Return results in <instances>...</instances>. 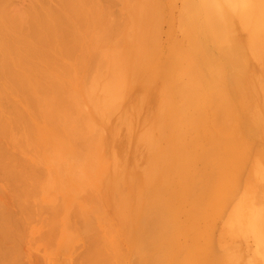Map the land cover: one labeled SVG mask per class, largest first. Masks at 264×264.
I'll use <instances>...</instances> for the list:
<instances>
[{
  "label": "rangeland",
  "instance_id": "374dc122",
  "mask_svg": "<svg viewBox=\"0 0 264 264\" xmlns=\"http://www.w3.org/2000/svg\"><path fill=\"white\" fill-rule=\"evenodd\" d=\"M9 1L7 0V9L11 8L12 10V7H14V9L18 7V10H25L32 2L34 4L35 0H12L14 3L13 5H11L12 2ZM49 1L52 3V0ZM49 1L47 0L48 5ZM94 1L99 7L104 3L102 0ZM131 1L132 0H113L112 3L114 2V4H109L108 11L111 17L108 16L109 19L107 18V20H114L118 14H120V18L123 14V18L118 19L117 24L115 23L117 25V28H115L118 31V27L122 25V22L126 21L125 18L129 15V21H131L130 15H133L131 21L133 23L129 22V25L132 24L131 30L134 31V33H132L130 29H127L128 22H126L125 25L123 23L120 27V29H123L121 30L122 35L119 30L120 35L117 34L118 32H115L116 35H119L116 36L118 38L115 39V36H112L114 38L111 37L107 40L109 44L107 41L104 42L105 44L107 43L108 49L103 43L102 45L104 47H102V45H100L101 41L98 39L100 35L99 32H101L102 29L98 31H94L91 28L86 30V27L82 26L83 30L79 29L81 32H77L78 35H83L80 38L81 41L83 39V43H80L81 50L88 52L93 50L94 52L97 51V53H100L102 48L101 55H103L106 50L105 55L107 59L110 58L109 55L112 56L110 58L111 60H108L110 63L112 61L114 63L111 64L109 68L103 70L102 68L104 66H101V77L99 75V77L97 76L94 78L95 81L93 80L89 83L88 79L90 78L87 76L88 74H86V67H88L87 61L82 62V64L80 62L81 60L77 62V54L71 58L72 60L69 59L70 61H67L68 59L63 60L61 57L58 58L61 60H59L60 63L65 64L67 62L66 64L68 65L61 64V67L51 69V71L49 70V74H53L55 79L66 85L68 83V85L65 86L67 91H69V104H71L69 113L74 111V115L70 114V116L73 115L71 120L75 118L81 120L82 124H78L77 127L81 130H85L89 135L81 149L76 147L77 142L80 141L78 136L73 133L74 136L71 135V133H67L68 130L63 124L60 127L62 130L59 129L61 131H56L55 127L51 125V121L48 122L44 120L45 117L43 113L39 112L40 115H43V117L42 115L39 117V114L28 105L26 106L30 109L23 105L27 104V101L25 100L26 103H22L24 100H21L22 97L20 99V95L19 98L17 97L18 94L11 98V101L14 100L12 103H15L16 107H21L22 113L24 112V122L27 120L25 125H29L28 127H30L25 129L26 126L22 123L24 128L20 126L19 130H27L29 137H32L31 142L27 141L31 147H24L27 143L24 139L25 142L23 141L21 143V145L24 143V146L18 148V145L15 149L13 141L9 139L5 140V137L0 138V143L2 142V144H0V151H5V157L7 156L5 160V164H7L6 173L9 175V172H15L22 175V177L18 178V185H12L10 180L6 177V174L0 177V207L2 210L9 213L12 212L10 214L15 221H19V223L16 222L17 225L14 224V239H16L13 241V246L16 251L14 253L17 254L18 263L80 264L93 255L103 257V254L116 255L117 257L120 255L123 258L124 255L122 254L124 250L125 254L128 248H126L128 245L125 240L126 238L124 236L122 237L124 234H122V232L126 233L123 224L124 221L134 218V220L137 219V223H140L142 220L141 217L145 216V220L149 223V237L154 234L160 239L155 246H153L149 240L147 243L149 245L148 254L150 258L154 257L156 261H158L156 256H161L163 252L166 251V248H172L174 252L172 263L170 260L168 261L169 257L166 258V261H168L167 264H173L175 257L182 253L179 247L185 245L196 248L198 241L205 237L206 232L204 230H210V232L213 233L214 224H216L219 227V229H216L219 230L218 235H220V237L230 238L228 240L233 239L232 241H228L227 238H222L223 241L221 242L222 244H219L220 247L228 249L229 253L234 255V258L239 257L242 264H246L247 262L255 264L253 261L255 262L256 258L262 260L263 262L261 264H264V237L261 238V243L260 234H258V231L264 230V167L257 168L253 164L255 155L248 147L250 143L249 140L252 136L248 130L246 131L244 123L238 126L236 122L237 118V121L240 120L239 117H241L243 113V100L239 89L230 80L229 67L227 66L229 65L233 72L237 70L241 76L253 74L252 83L247 85V89L251 90L252 87L257 89V79L261 77L259 76V64L256 61L253 62V57H249L251 53L249 54L247 42L248 38L251 36L249 34L250 31L246 29V31H243L241 29L243 27L240 21L236 19V15H229L221 0H217L220 7H223V11L221 12L219 9L220 7L217 5L219 7V12L223 13V16L225 14L224 17H221L222 19L224 18L223 20L225 22L223 21V23H225V25L222 24V19L219 14L217 17L219 16L218 18H220L221 21L217 18L215 23H219L220 27L218 28L217 25L215 26L218 30L220 29V31L223 29L226 36L232 39V47L234 46L237 48L235 51L238 52V57H235L234 60L239 64L234 63L239 65L238 67L240 68L235 69L237 66L234 64V66H236L234 68L230 65L227 59L220 55L219 49L214 48L213 45L203 37L202 32L205 25L202 24L201 19H198V14H196L194 18L185 15L182 0H148L150 3H146V0L145 2L144 0H134L135 3L137 2L136 4ZM43 2L47 3L44 0ZM55 2H57V0ZM140 2L141 4H139ZM157 2H159L161 8H159V6L157 7ZM9 3L11 5L10 7ZM38 3L41 4L40 1ZM54 3L51 5H54ZM105 4L108 6V3ZM142 4L146 7H143ZM154 4L155 6H153ZM150 5L153 7L150 8ZM112 6L114 7L111 9ZM155 7L157 10H155ZM114 8L117 11L113 10ZM137 8L141 9V12H136ZM144 8L148 9L146 10ZM144 10H146V12ZM111 11L112 13L114 11L117 13H114L116 15L115 17ZM154 11L158 12L154 13ZM21 12L22 11H20V13ZM144 13L146 14L144 15ZM148 14L152 16L148 17ZM155 14L157 17H155L156 19L153 17ZM143 16H146L145 18L147 19L149 18V21L144 19ZM151 17L153 21L154 19L157 20V25L155 22H153L154 24L151 22ZM121 19H124V21L122 20L121 24L118 26V22L119 20L121 21ZM158 19L161 22L158 21ZM139 20H141L140 24L138 23ZM178 20H181V26H179L180 21L178 23ZM114 21H116V19ZM146 22L149 23L147 24L149 28L146 26L148 29L146 30L147 32H144L143 29H146L144 26ZM154 26H157L156 29ZM128 28L130 27L128 26ZM151 28H154V30L152 29L153 31H149ZM224 28H226V30ZM92 31H94L95 35H93L94 33ZM126 32H131L133 36L131 33L127 34ZM144 33H154L153 36L155 37L145 35V38ZM247 34L250 36L246 37ZM127 35L136 39V42L133 40V42L137 44L133 43L136 47L134 48V45L131 48L135 50L139 47L137 50L139 52H137V54L135 53V55L133 54L134 52L130 53V51H132L130 49L132 45L130 42L132 40L128 38L129 36L127 38L130 40L126 39ZM121 36L122 39L120 40L119 38ZM142 37H144L143 40H147V43L144 41L146 44L143 42ZM111 39H113V41H111ZM245 40L247 42H245ZM115 43L118 47L121 45V48L118 50L114 49L116 46H114ZM143 43L145 49H143ZM222 43L219 44V47L225 50L227 44ZM117 46L116 48H118ZM98 49H100V51ZM198 49L200 50L198 51ZM114 53L118 54V57H115ZM132 55H134V57ZM239 57H241V59ZM115 58H117L116 60L119 64L115 62ZM205 58L209 59V61L204 62L203 59ZM242 58L245 59L246 62ZM127 59H129V61ZM109 62H106V65ZM79 63L81 65H79ZM114 64L115 66L112 68ZM207 64L209 66L211 64L218 69L220 72L219 80L214 79L213 71L209 69L211 66L208 67ZM246 65L249 68H246L248 70L245 69ZM68 66H70V68ZM241 66H243V68ZM59 68L65 69V72L69 69L67 73L68 76L71 75V78L67 77V73L63 74L64 71L62 74H59L61 70L56 73L55 70ZM70 70H73L72 74H69ZM60 75L63 77L66 75V78ZM110 75L112 78H110ZM107 80L109 81L107 82ZM92 85H94V87ZM183 87H188V92L182 91ZM189 88L191 89L189 90ZM119 90L120 92H117ZM84 91H86V93H84ZM13 95L15 94L13 93ZM104 96H106V98H104ZM217 96L226 97L229 105L233 108V126L229 129L226 128L223 123L220 110L214 108L218 106L215 102ZM102 98H104V100ZM263 106L264 104H261L262 113L264 114ZM49 107V105H46L45 108L49 109ZM72 107H76L77 109L75 108V110ZM19 130H13V140L15 132H18L16 133V135L18 134L17 136L21 135L22 137L23 132L20 133ZM1 139L4 140L5 144ZM9 142L14 145L12 149L9 147L11 146ZM4 145L8 147V149ZM222 145L224 147L235 145L237 154L248 161L247 166L244 168H248V166L251 165L249 171H252V173L247 176L246 183H244L248 188V192L246 196H242L239 207L230 221L226 222L225 225H223L225 222H222V224L219 219L218 221L217 219H198L196 214L194 217L189 213L191 209L186 207L184 203L182 204L183 201L181 202L180 200V198L184 197L187 191H189V180H191L192 177L198 178L201 174L206 173V160L212 157V155L214 156L216 153H219L222 150ZM39 148L40 150L38 151ZM10 149L11 151L14 150L11 152ZM33 149L34 151L36 150L35 153ZM13 155L15 157H13ZM203 168L205 170H203ZM126 174L129 175L126 176ZM131 174H133V177ZM100 176H103V179H100ZM131 178L132 180H130ZM98 179L100 181L98 182L100 186H97L96 183ZM111 180L113 181L112 185L109 184ZM237 180L238 184H241L240 176L237 177ZM63 183L65 184L63 185ZM77 184L84 186H79L78 188ZM90 184H92V188H90L91 186L89 187ZM113 185H115V187ZM110 187L112 189H109ZM63 189L64 192H62ZM79 189H81V191H79ZM13 192L14 194H12ZM11 194L14 197H12ZM15 195H17V198ZM1 197L6 198V200ZM136 200L140 202V204ZM17 201L19 204H16ZM54 203L56 204L53 205ZM16 205H18V207ZM132 205H134V207ZM165 205L177 207V210L172 214L171 218H169L166 213ZM187 208L189 212L186 211ZM19 211H22L21 213L24 214L23 217H20L21 214L18 215L20 213ZM123 211L125 213H123ZM128 213L132 215V218ZM16 215H18V218ZM50 215H54V219ZM191 217H194L195 220ZM43 219L44 221L42 223L41 220ZM45 220H48L50 223L45 224ZM36 221L38 222L36 223ZM33 222L35 224H33ZM243 222L245 225L244 230L242 228ZM53 223L55 224L52 225ZM25 224L29 226L26 227ZM42 224L44 226H42ZM192 226L197 231L189 232L188 229ZM23 227H25V229H23ZM43 227L45 230H48L45 231ZM50 227L51 229L53 228L52 231ZM222 230L223 232H221ZM224 233L228 236L224 235ZM113 235L117 238L115 236L113 237ZM200 236L202 237L198 238ZM223 242L227 244V247H225ZM87 244L90 248L87 247ZM122 245L124 247H122ZM114 247L116 249L115 252L113 250ZM117 249L118 252H116ZM77 251L80 252L78 253ZM193 258L195 257L193 256ZM156 261H152L153 264H155ZM159 263H161V260Z\"/></svg>",
  "mask_w": 264,
  "mask_h": 264
},
{
  "label": "bare ground",
  "instance_id": "6f19581e",
  "mask_svg": "<svg viewBox=\"0 0 264 264\" xmlns=\"http://www.w3.org/2000/svg\"><path fill=\"white\" fill-rule=\"evenodd\" d=\"M39 1L41 2V4L38 3ZM39 1L35 0L34 4L32 2V4L28 8H26L25 10L24 9L18 10L19 9L18 7H17V9H14V7H12V10H11V8L7 9V0H0V138L5 137V140L9 139L10 141H13V144L15 146L10 142H9L10 144L8 143L9 145L12 146V147L9 146L11 149L13 148V146H14V149L17 148L18 145H19L18 148H20V146H24V143L21 145V143L24 141V139L26 142L32 141V137L31 136L29 137L28 131L25 130L26 128H30V127H28L29 125L28 126L25 125V122L27 120L24 122V120H25V118L23 116L24 112L22 113L21 107H16L15 103H12L14 100L11 101V98L16 96V94H18V96H17L18 98L20 95V99L22 97V99H21L22 101L23 100L27 101V104H23V105H25V106L28 105L31 109H33L35 112H37L39 114V117L42 115V114L40 115L39 112L43 113L44 117H45L44 120H47L48 122L51 121L52 122L51 125L55 127L56 131L61 129L60 127L63 124L66 127V129L68 130L67 133H71V135L76 134L78 136V139L80 140L79 142H77L76 147L78 149H81L89 135L87 134V132L85 130H81L80 128L77 127L78 124H80L82 122L81 120H77L76 118L72 119L74 121L71 120L72 116L74 115L73 114L74 111H71V113H69V107H71V104H69L70 103L69 91H67V89H66V86L68 85V83L66 85L65 83H62L61 81H58L57 79H55L53 77V74L52 75L49 74L50 73L49 70L51 71V69L61 67L62 65H65L67 63V62L65 64L60 63L61 60L58 58L61 57L63 60L68 59L67 61H70L69 59H71L74 55L76 56V54H77V62L81 60L80 62L82 64V62L87 61L86 63L88 64V67H86L87 73L86 72L85 73L88 74L87 76H89V78H90V79H88L89 83H91L95 77H97V76L99 77V75L101 77L102 76V74H101L102 73V71H101L102 67L101 66L102 65L104 66L102 68L103 70H106L107 68H109L110 65L114 63L113 61L110 63L108 60L112 56L109 55L110 58L107 59V56L105 55V51H106L105 48H104V50H105L104 54L101 55L100 54L102 51L101 47H100L101 51H100V49H98L100 51V53L99 52L97 53V51L94 52L93 50L90 52L81 50L80 49V43H83L82 42L83 39L81 41L80 38L83 35H78L77 32L79 31V29H82V26L83 27L85 26L86 30H89L90 28L94 31H98V30L102 29V31L99 32L101 37H100V35L98 37V39L101 41L100 45H102V43L105 44L104 42L109 40L112 36H115V39L118 38L116 36H119L122 33L121 30H123V29L122 28L120 29V27L123 25V23L125 25V23L128 22L127 24L130 28H128V26H127V29L131 30L132 29L131 23H133L131 21H132L133 15L132 16L130 15L131 21H129V19H130L128 17L129 15L127 16L128 19L124 17L126 19V21H124V19H121V21L119 20L118 26H119V24H121L122 20L124 22H122V25H120L118 27V31H117V29H116L117 28L116 27L117 26L116 25L117 20L120 18H123L122 17L123 14L119 18L120 14H118V16H116L115 14H117V13H115V11L112 13V11H111L113 16L114 17L116 16V18L113 17L114 20L116 19V21H114V20L108 21L107 20L108 16L111 15L110 12L108 11V7H109V4L111 5L113 0H102V1H104V3H102L100 5V7H99V5H97V3L94 0H57V2H55L56 0H54L55 3L52 0V3H54V5H51L52 3L49 0H48L49 5H48L47 0H44L47 3L43 2V0H39ZM150 1L146 0V3H148V2L150 3ZM155 1H159V0H155ZM9 2H12L11 5L14 4L12 0H10ZM131 2L133 3L134 0H132ZM131 2L130 3L128 2V3L132 4ZM144 2H145V0H144ZM221 2L226 7V11L228 12L229 15H231V14L233 16L236 15V19H238L240 21V23L243 27L241 29L243 31H246V30L250 31L249 34L251 36L248 34L246 35V37L250 36V38H248V42L245 40V42H247V46H248L247 48H248L249 54L251 53V55H252V56L249 55V57H253L252 58V60L254 59L253 62L256 61L259 64V73H260L259 76L261 78L257 79V89L255 87H252L251 90L247 89V87H248L247 85L249 83H252V79H253L252 75L253 74L247 75L245 73L246 75L241 76L237 70L233 72L231 70V67L229 65H227V66L229 67L230 80L239 89V92H240V94L242 96V100H243V107H242L243 113H242V116L239 117L240 120L237 121V119H238L237 118L236 122H237L238 126L242 125L244 123L246 126V131L248 130L250 135L252 136V138L249 140L250 143H249L248 147L250 150L253 151V153L255 155V157L253 158V162H254L253 164L257 168L258 167L262 168V166L264 167V114L262 113V109H261V104H264V84H263L264 83V81H263L264 80V78H263L264 77V0H221ZM105 3H108V6ZM157 3H158V5H157V7H158L159 2H157ZM182 3H183L182 6L184 9L185 15L192 16V18H194V17H196V14H198V16H199L198 19H201L202 24L205 25V28L203 29V32H202L203 37L211 45H213L214 48L219 49L220 55L222 57L226 58L230 65H232L234 68L236 66L238 67L239 65H237V64H239V63L235 62V60H234L235 57L236 58L238 57V52L235 51V50H237V48L234 46L232 47V45H231L232 39H230L228 36H226V33L223 29H221V31H220V29L219 30L217 29V27L218 28L220 27L218 21H217L218 24L215 23L219 16H220V18L225 16V14L223 16V13L219 12V9L221 12L223 11V9H222L223 7H220L218 1L217 0H182ZM38 4H40V5H38ZM113 4H114V2L112 3V5ZM139 4H141V2ZM11 5L9 3V7ZM55 5H57V6H55ZM142 5H143V7L145 6L144 4H142ZM212 5L215 7V9ZM153 6H155V4ZM153 6L150 5V8ZM19 7H21V6H19ZM113 7L114 6H112L111 9ZM134 7H135V5H134ZM21 8H24V7H21ZM159 8H161V7L159 6ZM159 8H158V10H159ZM13 9H14V11H13ZM127 9H128V7H127ZM130 9H131V7H130ZM144 9H146V8H144ZM7 10H9V11H7ZM113 10H116V9L114 8ZM146 10H144V11L146 12ZM155 10H157V8ZM20 11H22L21 12L22 14L20 13ZM138 11L141 12V9L137 8L136 12H138ZM15 12L20 13V14H17ZM127 12H128V10H127ZM155 12H158V11H154V13ZM12 13H14V14H12ZM149 13H150V10H149ZM126 14H129V13H126ZM145 14L146 13H144V15ZM152 14H153V12H152ZM139 15H140V13H139ZM217 15H219V16L217 17ZM150 16H152V15L150 14ZM150 16L148 14V17H150ZM145 17L143 16L144 19H147ZM153 17L155 18L156 14ZM220 18H218V19L220 20ZM151 19L150 20L152 23L157 22V20H155V19L153 21L152 17H151ZM223 19H222V24L225 25V23H223V21H224ZM227 19H225V20H227ZM140 21L141 20H139V22H138L139 24H140ZM147 21H149V18L147 19ZM158 21H160V20L158 19ZM179 21H180V25L179 24L178 25L181 26V24H182L181 20H178V23H179ZM129 22H131L130 23L131 25H129ZM139 24H138V27H139ZM147 24H149V23L146 22V24L145 25L143 24V25L145 27L147 26L149 28V26ZM157 24L158 23H156V25ZM215 25H217V27ZM229 25H231V24H229ZM134 26H135V24H134ZM144 26H142V27H144ZM147 27H146V29H143L144 32L148 29ZM154 27L156 29L157 26H154ZM152 29L154 30V28H151V29H149V31H153ZM224 29L226 30V28H224ZM119 30H120V34H119ZM94 31H92V32L94 33ZM79 32H81V31H79ZM115 32L116 33L118 32L117 34H119V35H116ZM130 33L131 32H129L127 34H130ZM132 33H134V31H132ZM93 35H95V33ZM145 35H151V37H155V36H153L154 33L153 34L152 33L151 34L150 33H148V34L144 33V36ZM132 36H133V34H132ZM127 37L132 40L130 42V43H132L131 46L128 43L130 46V49H131L136 44L135 43L136 39L135 38L133 39V37H130V35H127L126 39H128ZM147 37H150V36H147ZM112 38H114V37H112ZM143 38L144 37H142V40H143ZM145 38H146V36H145ZM187 38H188V36H187ZM119 39L121 40L122 36ZM130 39H128V40H130ZM133 40L135 42H133ZM111 41H113V39H111ZM117 41H116V43H117ZM144 41H146V43H147V40L144 39L143 42ZM153 42H154V40H153ZM222 42L224 44H227L226 45L227 48L225 50L223 48L219 47V44ZM116 43L114 44V46L115 45L117 46ZM119 43H121V42H119ZM133 43H135V44L133 45ZM144 43H143L144 48L142 47L143 49H145ZM108 44H109V42H108ZM173 44H174V42H173ZM136 45L134 46V48L136 47ZM83 46H84V44H83ZM107 46L108 45L106 43L105 47H107ZM116 46L114 47V49L118 50L121 48V45L119 47L117 46L118 48H116ZM129 46H128V48H129ZM102 47H104V46L102 45ZM179 47H178V49L180 50ZM84 48H85V46H84ZM111 48H113V47H111ZM138 48L135 49L136 51L134 49L133 50L131 49L132 51H130V49H129V51H130V53L134 52L133 54L135 55V53L137 54V52H139V51H137ZM107 49H108V47H107ZM199 50L200 49H198V51ZM115 52H116V50H115ZM178 54H179V52H178ZM243 54H245V53H243ZM117 55L118 54H115L114 56L118 57ZM134 55H132V56L134 57ZM182 56H183V54H182ZM201 57L203 58L202 55H201ZM239 58L241 59V57H239ZM116 59L117 58H115V62H117ZM245 59H246V57H245ZM245 59H243V60H245ZM127 60L129 61V59H127ZM182 60H184V59H182ZM203 61L204 62L209 61V59L205 58V59H203ZM106 62H109V63L106 65ZM234 62L237 64H235ZM245 62H246V60H245ZM69 63H71V62H69ZM81 64L79 63V65H81ZM234 64L236 66H234ZM66 65H68V64H66ZM114 66H115V64L112 65V68H114ZM207 66L208 67L211 66L209 69L213 71L214 79L219 80L220 72L218 71V69L211 64H210V66L207 64ZM246 66H245V69L248 68V66L247 67ZM65 67H67V66H65ZM68 67L70 68V66H68ZM237 67L235 69L240 68V67H238V68ZM241 67L243 68V66H241ZM248 69H246V70H248ZM59 70H61L60 71L61 73L59 72ZM68 70H67V72H68ZM240 70H242V69H240ZM63 71H64L63 74L67 73V72H65V69L59 68L58 70L57 69L55 70V72L56 73L59 72V74H62ZM72 72H73V70H70L69 74L70 73L72 74ZM86 74H85V77H86ZM256 74H254V75H256ZM66 75H67V77L71 78V75L68 76V73ZM66 75H64L65 78H66ZM73 75H74V73H73ZM50 76H52V77H50ZM61 77H63V76H61ZM110 78H112V76ZM254 80H256V79H254ZM108 81L109 80H107V82ZM89 83H88V85H89ZM92 84H94V83H92ZM243 84H244V87H243ZM92 86L94 87V85H92ZM124 86H126V85H124ZM250 86H252V85H250ZM190 89L191 88H189V90ZM182 91L188 92V87H183ZM117 92H120V90ZM117 92H115V93H117ZM13 93L15 95H13ZM84 93H86V91H84ZM98 94H99V92H98ZM106 94H108V93H106ZM115 97H114V99H115ZM104 98H106V96H104ZM104 98H102V99L104 100ZM112 98H113V96H112ZM13 99H15V98H13ZM119 99H121V98H119ZM24 101L22 103H26V101L25 102ZM107 101H108V99H107ZM118 101H120V100H118ZM215 102L218 106H215L214 108L220 110V114L222 116L223 123L225 124L226 128L229 129L230 127L233 126V119H234L233 108L229 105V102L227 101L226 97L217 96ZM46 105L50 106L49 109L45 108ZM73 105H76V104H73ZM21 106H22V104H21ZM30 108H28V109H30ZM72 108L75 109L76 107H72ZM72 108H71V110H72ZM30 113H31V111H30ZM70 114H73V115L70 116ZM42 117H43V115H42ZM22 123H24V125L26 127L24 130L21 129L22 130L21 131V130H19V127L20 126L23 127ZM48 125H50V124H48ZM13 130H19L20 133L23 132L22 137H21V135L17 136L18 134L16 135V133H18V132H15L14 136L16 138L14 137V140H13L12 139L13 133H14ZM61 130H59V131H61ZM94 133H95V131H94ZM17 138H20V139H17ZM1 140L4 143V140L3 139H1ZM28 143L29 142H27L24 147H27V148L29 146L31 147V145H29ZM0 144H2V142ZM32 147H35V146H32ZM6 148L8 149V147H6ZM35 148H37V147H35ZM11 149H10V151H11ZM221 149L222 150L219 153H216V155H214V156L212 155V157H209L206 160L205 166H206L207 170H206L205 174H201V172H200V174H201V175L199 174L200 177H198V178L192 177L191 180H189L190 181L189 187H188L189 191H187V193L184 195V197H181L180 200H181V202L183 201L182 204L184 203V205H186V207L191 209L190 212H189L188 208L186 211H188L194 217L196 214V217L198 219H208V220L209 219H212V220L217 219V221L219 219L221 221L220 223L225 222L224 224L222 223L223 225H225L226 222L230 221L231 217L234 215L237 208L239 207L242 196H246V194L248 192V188L245 186L246 184H244V183H246V178L249 174L252 173V171H249L251 165H249L248 168H244L247 166L248 161L245 158L243 159V157H240L239 154H237V152L235 150V145H233V146L228 145L226 147L223 146ZM39 150H40V148L38 149V151ZM45 150H46V148H45ZM33 151H34V149H33ZM4 152H2V150L0 151V177L5 176V174H6V177L10 180L12 185H18L17 184V181H19L18 178L22 177V175L19 173H15V172H11V173L9 172V175L6 173L7 164H5V160L7 159V156L5 157L6 153H4ZM35 152H36V150L34 151V153ZM13 157H15V156L13 155ZM203 170H205V169L203 168ZM202 173H204V172H202ZM129 174H126V176ZM34 175H36V174H34ZM131 176L133 177V174H131ZM238 176H240L241 184H238V180H237ZM102 177L100 176V179H103ZM96 180H94V181H96ZM122 180H124V179H122ZM130 180H132V178ZM79 181H81V180H79ZM126 181H127V179H126ZM5 182H7V181H5ZM98 182H100L99 179L96 183H97V186L98 185L100 186V184ZM112 183H113V181L111 180V182L109 184L112 185ZM64 184L65 183H63V185ZM77 185H78V188H79V186L80 187L84 186V185L81 186L79 184H77ZM91 185L92 184H90L89 187ZM113 186L115 187V185H113ZM85 187H86V185H85ZM92 187L93 186H91L90 188H92ZM111 187L109 189H112ZM141 187H144V186H141ZM15 188H17V187H15ZM65 188H66V186H65ZM138 188H139V186H138ZM2 190H3V188H2ZM73 190H74V188H73ZM79 191H81V189H79ZM14 192L12 194H14ZM62 192H64V189L62 190ZM127 192H128V190H127ZM132 192H133V190H132ZM89 193H90V191H89ZM69 194H70V192H69ZM17 195H15L16 198H17ZM146 195H147V191H146ZM12 197H14V196L12 195ZM4 199L6 200V198H4ZM15 200H17V199H15ZM19 202H21V201H19ZM25 202H26V200H25ZM25 202H24V205H25ZM58 202H59V200H58ZM17 203H18V201L16 202V204ZM134 203H136V202H134ZM138 203L140 204V202H138ZM55 204L56 203H54L53 205H55ZM58 205H59V203H58ZM127 205H128V203H127ZM1 206H2V204H1ZM16 206L18 207V205H16ZM132 206L134 207V205H132ZM41 208H42V206H41ZM43 208H44V206H43ZM60 208H61V206H60ZM75 208H76V205H75ZM176 208L177 207H175L173 205H165V210H166V213L168 214L169 218H171L172 214L177 210ZM38 209L41 210L40 208H38ZM10 210H11V208H10ZM10 210H8V211H10ZM56 210H57V208H56ZM137 210H138V207H137ZM16 212H17V209H16ZM21 212L18 215L21 214L20 217L21 216L23 217L24 214H22ZM10 213H12V212H10ZM10 213L5 211V210H2L0 207V264H19L17 261V254L14 253L16 251H15L14 246H13V241L16 239V238L14 239V233H15L14 224H16V222L19 223V221L18 220L15 221V219L13 218V216ZM14 213H15V211H14ZM123 213H125V212L123 211ZM25 214H26V212H25ZM131 214H132V212H131ZM18 215H16V217ZM54 215H55V213H54ZM54 215H50V216H52L54 219ZM26 216H27V214H26ZM130 216L132 218V215H130ZM194 217H191V218L194 219ZM126 218H128V217H126ZM141 218H142V220L140 221V223L139 222L137 223V219L134 220V218L128 219L127 221H124V223H123L126 233L122 232V234L124 233L122 235V237L124 236L126 238L125 240L128 243V245L126 246V248L128 247L126 250V253L124 254V252H125V250H124V252L122 254V255H124L123 258L120 255L117 257L116 255L114 256L111 254L110 255L109 254H107V255L103 254L104 255L103 257H100L99 255H96V256L93 255L89 259H87V260L85 259L86 260L85 262L82 261V263H80V262L79 263L80 264H109V263H113V264H153L152 261H154V260L156 261V259L154 257L150 258V255L148 254L149 245L147 243L149 240L151 242V244L153 246H155V244L158 241H160V239L157 238V236L154 234L149 237V230H150L149 229V223L147 220H145V216L141 217ZM38 221H36V223ZM41 221L43 223L44 219ZM149 222H150V220H149ZM47 223H50V222L47 220L45 224H47ZM33 224H35V223L33 222ZM54 224L55 223H53L52 225H54ZM235 224H237V223H235ZM28 226L29 225H26V227H28ZM42 226H44V225L42 224ZM214 226L215 227L213 229V233H211L210 230H208V231L204 230L206 232L205 237L204 238H201L202 236L198 237L201 239L200 240L197 239L199 241L196 245V248L195 247H193V248L188 247L185 245L182 247H179V249L182 253L180 255L178 254V256L175 257L173 264H242V261L239 257L234 258V255L230 254L228 249H223V247L219 246V244L223 241L222 238H227V237H220V235H218L219 230L216 229V228L219 229L218 225L214 224ZM244 227H245V225L243 222V227H242L243 230H244ZM45 228H46V225H45ZM45 228H44V230H45ZM201 228L203 229L202 226H201ZM23 229H25V227H23ZM50 229H51V227H50ZM52 229H51V231H52ZM47 230H45V231H47ZM224 230H225V228H224ZM188 231L189 232H191V231L195 232L197 230H195V228L192 226V227H189ZM221 232H223V230ZM44 234H45V232H44ZM258 234H260L259 235L260 236V242L262 243L261 238L264 237V230L258 231ZM224 235H226V233H224ZM114 236L115 235H113V237ZM117 236H118V234H117ZM226 236H228V235H226ZM231 237H232V235H231ZM228 239H230V238H227V240ZM232 240L233 239L228 240V241H232ZM90 242H92V241H90ZM116 242H117V239H116ZM46 244H47V242H46ZM223 244L225 245V247H227L226 246L227 244H225V242H223ZM231 244H232V242H231ZM19 245H20V243H19ZM87 247L90 248L89 245ZM122 247H124V246L122 245ZM122 247H121V249H122ZM229 247H231V246H229ZM113 250L115 252V250H116L115 247ZM172 250H173L172 248H166V251L163 252V254L161 256H156V258H158V261H156L155 264L156 263L167 264V262L169 260L172 263L173 253H174ZM111 252H113V251H111ZM116 252H118V249ZM90 254H92V253H90ZM193 256L195 258H193ZM167 257H169L168 261H166ZM84 258H85V255H84ZM160 260H161V263H159ZM262 262L263 261L258 260V258L255 259V262L253 261V263H255V264H261ZM246 264H252V262H247Z\"/></svg>",
  "mask_w": 264,
  "mask_h": 264
}]
</instances>
